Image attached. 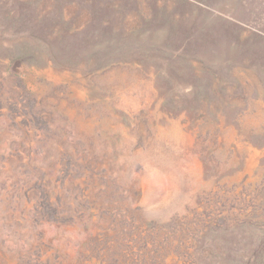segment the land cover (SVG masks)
Returning <instances> with one entry per match:
<instances>
[{
	"label": "rangeland",
	"instance_id": "1",
	"mask_svg": "<svg viewBox=\"0 0 264 264\" xmlns=\"http://www.w3.org/2000/svg\"><path fill=\"white\" fill-rule=\"evenodd\" d=\"M191 1L0 0V264H264V0Z\"/></svg>",
	"mask_w": 264,
	"mask_h": 264
},
{
	"label": "trees",
	"instance_id": "2",
	"mask_svg": "<svg viewBox=\"0 0 264 264\" xmlns=\"http://www.w3.org/2000/svg\"><path fill=\"white\" fill-rule=\"evenodd\" d=\"M181 1L187 6H192L193 4L191 0ZM160 11L163 13V18H161L162 21L169 23L174 19V17L171 16V11L169 10V6L166 3H162L160 6ZM222 22H227L235 28H240L238 25L233 23V20H221V23ZM213 30H215L214 27L202 29V31L199 33V36H201L200 38H203L207 41L212 36L210 32ZM230 33L231 34L219 30L217 38H219L218 40L222 43L228 42L227 40L232 42L233 40L235 45H241L242 48L240 50V55L246 59H249L250 61H253L251 62L253 64L252 70H254V72L261 71L264 73V35L258 31H250L249 33H245L239 30H232ZM192 35V33H187L185 35V39L182 40V42L184 43L186 41L188 45H191V40L189 42L188 40L192 37Z\"/></svg>",
	"mask_w": 264,
	"mask_h": 264
}]
</instances>
